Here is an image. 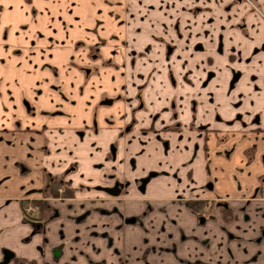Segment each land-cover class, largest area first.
<instances>
[{"label": "crops", "instance_id": "crops-1", "mask_svg": "<svg viewBox=\"0 0 264 264\" xmlns=\"http://www.w3.org/2000/svg\"><path fill=\"white\" fill-rule=\"evenodd\" d=\"M253 1L261 13L239 0L200 15L182 0H0V261L264 264ZM54 181L74 196L42 202ZM188 200L217 218L199 226Z\"/></svg>", "mask_w": 264, "mask_h": 264}, {"label": "rangeland", "instance_id": "rangeland-1", "mask_svg": "<svg viewBox=\"0 0 264 264\" xmlns=\"http://www.w3.org/2000/svg\"><path fill=\"white\" fill-rule=\"evenodd\" d=\"M182 1H183V4H184L183 10L187 11L188 13H192L194 15L205 14V12L209 11L210 9L213 10L214 8H215L216 12H219L218 14H221L223 12L222 10H224L222 7L228 6L227 2H220L222 0H182ZM234 1H236V0H234ZM243 1H245L249 5L251 4L250 1L254 2L253 0H243ZM215 15H217V13H215ZM56 182H59V184H56ZM50 184H51V187H50V189H48L50 192L45 194V196L41 200L42 202H44V200H49V199H53V198H71V197L74 196V195L72 196L71 194H67V192H69L70 190H73V189L70 188V187L68 189H66L67 187H65V183L63 181L62 182L61 181H54V182H50ZM52 188L56 189L55 192H53ZM262 192H263V190H262ZM72 194H73V191H72ZM175 200H177V199H175ZM217 207L218 206L216 204H214L213 208H209L207 205H205V207H202V208H200L198 210L193 209V210H195L197 212L199 210L202 211L201 213L199 212L201 214V215H199L200 219H198L199 217L197 218L198 225L199 226H203L206 223L205 221H207L206 219H211V218L213 219V217H214V219H216L217 217L214 216V210ZM23 213H24L25 217L28 215V214H26L25 211H23ZM147 213L148 212L146 211L145 214H147ZM145 214H143V215H145ZM221 214H222L223 220L224 219L227 220L226 214L225 213H221ZM136 218L137 217H134L135 222H137V223L141 222V218H139V219L138 218L136 219ZM134 219L132 221H134ZM202 219H204V220H202ZM42 221H44V220L41 218L40 222H42ZM198 238H201V237H198ZM150 244L151 245H155V243L154 244L150 243ZM200 244H202L204 246H207L208 249L211 248L210 243L208 244V242H206V240L201 241ZM213 245H215L216 249H219L221 251V252H219V254L216 255V257H217V259L219 261H222L223 260V258H222V256H223L222 250H223L224 243H216V244H213ZM209 254L212 255L213 253H211V251H210ZM145 255H147V254L143 253V255L140 257V259H142ZM230 255L233 256L232 252L230 253ZM113 256H114L115 259L118 257V261L123 262L124 264H127V259H126L125 254H123V252H119L117 254H113ZM102 260H105V259L99 260L101 262V264H102ZM199 260L202 262V259H199ZM208 262H210V261H208ZM16 264H27V263H16Z\"/></svg>", "mask_w": 264, "mask_h": 264}, {"label": "trees", "instance_id": "trees-1", "mask_svg": "<svg viewBox=\"0 0 264 264\" xmlns=\"http://www.w3.org/2000/svg\"><path fill=\"white\" fill-rule=\"evenodd\" d=\"M56 184H59V182H56ZM68 189V188H66ZM53 192H55L56 189L52 188ZM67 194H71V191L67 192ZM188 205L195 210H198L202 207H204L205 202L199 201V200H188ZM18 263H27L29 264L30 262H25L24 260H17ZM31 264V263H30Z\"/></svg>", "mask_w": 264, "mask_h": 264}, {"label": "water", "instance_id": "water-1", "mask_svg": "<svg viewBox=\"0 0 264 264\" xmlns=\"http://www.w3.org/2000/svg\"><path fill=\"white\" fill-rule=\"evenodd\" d=\"M146 179H143L142 182H145ZM109 192L113 193V194H117L118 193V189L113 187V188H109L108 189ZM11 258V253L7 250L4 251V257L3 259L0 261V264H6Z\"/></svg>", "mask_w": 264, "mask_h": 264}, {"label": "built area", "instance_id": "built-area-1", "mask_svg": "<svg viewBox=\"0 0 264 264\" xmlns=\"http://www.w3.org/2000/svg\"><path fill=\"white\" fill-rule=\"evenodd\" d=\"M26 214L37 213V208L34 205L28 204L24 207Z\"/></svg>", "mask_w": 264, "mask_h": 264}, {"label": "flooded vegetation", "instance_id": "flooded-vegetation-1", "mask_svg": "<svg viewBox=\"0 0 264 264\" xmlns=\"http://www.w3.org/2000/svg\"><path fill=\"white\" fill-rule=\"evenodd\" d=\"M239 1H243V0H239ZM251 2V8L253 9V10H255L256 12H259V13H261L260 12V10H259V7L254 3V2H252V1H250ZM263 17V16H262ZM264 18V17H263ZM140 108H142V103L140 104ZM113 187H115V188H117L118 189V186L116 185V186H113ZM113 187H111V188H113ZM119 190V189H118ZM37 213H38V209H37Z\"/></svg>", "mask_w": 264, "mask_h": 264}]
</instances>
